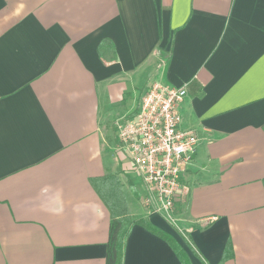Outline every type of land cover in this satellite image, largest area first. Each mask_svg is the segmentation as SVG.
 I'll use <instances>...</instances> for the list:
<instances>
[{
	"label": "crops",
	"instance_id": "0c3cea01",
	"mask_svg": "<svg viewBox=\"0 0 264 264\" xmlns=\"http://www.w3.org/2000/svg\"><path fill=\"white\" fill-rule=\"evenodd\" d=\"M185 85L198 143L174 225L113 122L148 85ZM115 174L131 215L191 264H264V0H0V264H105L110 213L90 179ZM197 252V253H196ZM123 264H181L134 224Z\"/></svg>",
	"mask_w": 264,
	"mask_h": 264
},
{
	"label": "built area",
	"instance_id": "2783aa9c",
	"mask_svg": "<svg viewBox=\"0 0 264 264\" xmlns=\"http://www.w3.org/2000/svg\"><path fill=\"white\" fill-rule=\"evenodd\" d=\"M186 92L185 85L152 81L134 115L113 122L118 145L145 188L143 206L168 218L177 230L171 214L188 193L184 177L198 143L192 129L181 127L179 106Z\"/></svg>",
	"mask_w": 264,
	"mask_h": 264
},
{
	"label": "trees",
	"instance_id": "16d2710c",
	"mask_svg": "<svg viewBox=\"0 0 264 264\" xmlns=\"http://www.w3.org/2000/svg\"><path fill=\"white\" fill-rule=\"evenodd\" d=\"M92 187L98 192L110 213L109 235L105 264H123V254L126 238L134 224L144 226L148 231L164 239L172 248L181 264H191L185 250L168 232L150 224L149 222L130 214L122 190L121 183L115 174H108L90 179ZM185 240V239H184ZM185 242L191 246L186 239ZM197 253V252H196ZM232 256L229 242L225 245L222 256L217 264H224Z\"/></svg>",
	"mask_w": 264,
	"mask_h": 264
},
{
	"label": "rangeland",
	"instance_id": "374dc122",
	"mask_svg": "<svg viewBox=\"0 0 264 264\" xmlns=\"http://www.w3.org/2000/svg\"><path fill=\"white\" fill-rule=\"evenodd\" d=\"M127 118H129V117H127ZM121 150H122V149H121ZM123 153H125V152L123 151ZM125 154H126V153H125ZM126 155H127V154H126ZM127 157H128V156H127ZM135 173H136V172H135ZM135 175H136L135 177L140 181L141 179L139 178L138 174L136 173ZM143 196H144V195H143ZM141 199H142V198H141ZM181 235H182V234H181ZM182 238L186 240V237H184L183 235H182Z\"/></svg>",
	"mask_w": 264,
	"mask_h": 264
}]
</instances>
